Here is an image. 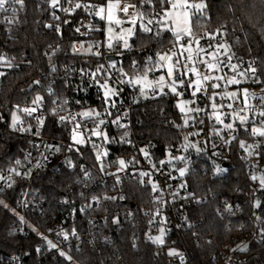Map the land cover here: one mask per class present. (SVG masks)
<instances>
[{
  "label": "built area",
  "instance_id": "1",
  "mask_svg": "<svg viewBox=\"0 0 264 264\" xmlns=\"http://www.w3.org/2000/svg\"><path fill=\"white\" fill-rule=\"evenodd\" d=\"M108 1L89 2V4L106 6ZM73 3L76 2L73 1ZM119 3L121 6L125 3L136 5L139 11L144 13L138 0H119ZM48 4L50 6V0ZM60 5L64 8L70 7L67 0H60ZM17 6L14 5L16 9ZM94 11L93 14H89L86 11L88 17L75 22V28H79L80 31L78 32V38L74 39L70 45V51L93 55L86 53L84 49L89 44L98 43L100 45L99 48H93V52L99 51L100 53V55H94L98 60L84 66L75 63L64 65L47 76L45 90L48 95H55L53 100L54 110L58 113L59 119L61 116L67 118L64 121L60 120L66 126V135L65 137H50L43 133L48 118V102L42 94L39 95L42 97L39 104L34 105L32 101L22 105L20 111H18L21 118L13 128L21 134H28L31 137V144L25 151L27 160L24 163L17 167H9L0 171V177L4 178L0 179V200L7 204L2 193L7 191L16 180L24 179L31 184L37 173L45 171L51 165L58 164V168L62 165L69 169H79L84 176L85 172L89 173L88 177H84L86 180L85 189L78 196L81 199H77L75 195L71 198H65L61 202L59 210L53 216L49 231L40 232L43 238V250L53 249L48 245V241L51 240L57 245L56 249L69 255L70 250L80 248L83 238L91 237L92 230L97 231L100 227L105 229V227L110 226L112 231L119 232L126 221L140 223V219L137 217V210L121 203V201L126 199L128 181H135L148 187L150 191L148 204L142 208L141 222H143L142 233L144 238L152 242L149 237L158 236L160 229L163 228L165 230L164 243L162 245L153 243L156 246V252H159V249L162 248L168 249V253L169 250H175L181 254L183 260H181V256L169 255L170 264H193L190 251L186 246L178 242L177 235L184 233L191 226V206L207 199L205 194H198L192 188L195 172L200 171L203 174L208 173L212 176L224 173L228 169L225 164L231 165L232 150L237 141H239V155L250 180L257 182L264 173V137L251 134V128L259 127L261 120L264 119L258 115L261 110V101L258 98L264 96V91H262L264 87L261 83L253 82L250 72L247 77H241L225 66L227 56L232 57V64L238 65L237 73L248 70L250 63L254 67L256 65L249 57H237L230 42L223 35L211 33L207 30L199 32L196 37L199 38V47L203 48L204 52L198 53V46L193 43L194 66L202 75L205 72H215L220 76H224L225 79L215 80L216 82L213 80L203 81V87H206L209 83H218L221 87L216 89L208 88L206 93L204 91L197 92L195 97L191 94L192 88H188L187 85L181 88L184 97L195 100V103L190 104V107L193 109L201 108L203 111L198 113L191 112L188 116L182 113L184 121L186 118L188 119V124L185 125L184 123L186 130L182 139L166 148L164 155L161 156L155 143L151 141L144 142L136 131L135 126L140 123L137 117L139 105L147 98H153L162 93L158 90L153 92L152 88L144 85H135L127 82L130 79L135 80L140 77H133L121 66L123 55L131 47L133 37L129 48H121V43L114 40V47L109 49L105 33L106 20H101L99 16H95ZM132 11L133 9L130 8L129 12ZM1 13H3V18L6 22L9 19H13V13L10 9L8 12ZM50 13L51 21L48 22V25H52L51 28L55 31L56 27L59 26L61 32L63 24L53 18V13L58 17L66 16L69 13L59 10V8H51ZM117 14L121 20L126 21L128 19L119 10H117ZM162 15L163 13L161 12L144 13L142 20L137 17L138 28L141 29V23L147 24V21L152 19L153 23L148 25V27L152 29V32L160 30L161 25L156 21ZM65 21L71 24L70 18H66ZM130 25V23L125 22L122 26H117V30ZM96 31H100L101 34L96 35ZM187 41L188 37H184L179 43L174 40L168 45L167 49L164 48L154 53L155 62L153 65L158 60V53L173 51L180 57L182 65L187 63L190 67L193 66L192 62L186 60L188 53L180 47L181 44L185 45ZM221 43H228L230 46L226 55L223 48L220 49V55L218 53V59L225 61V64L219 66L220 70H209L199 61L204 59L214 62L209 53L215 52L216 45ZM81 44L84 45V48L79 47ZM54 45L46 49L47 56L54 52ZM73 45H76L78 51H73ZM181 52H183L182 56L180 55ZM147 55L151 57L152 54L148 52ZM0 57H4V61L0 62V72L5 73L11 67L9 64L16 63L3 44H0ZM110 57L115 59L110 60ZM175 59L174 57V63ZM98 69L99 71H97ZM160 71L161 69L152 71L156 74L150 78H158ZM93 73L96 75L93 76ZM234 75H236L239 83L227 84V79ZM256 75L260 79L257 73ZM195 78L196 75L194 73H188L186 76V79L194 80ZM105 82L111 89L118 92V95L111 98L115 101L114 106H110L105 101L104 89L101 87ZM141 86L145 87L143 96L139 91ZM37 87L41 88L42 84L38 83ZM244 88L248 89L249 93L255 94L256 98L250 96L248 108L245 111H240L245 109ZM234 90H237V96L234 98L228 97L227 93ZM166 91H169L168 88L164 89V93ZM213 94L216 96L215 103L217 106H223L218 107L216 112H213L211 107L213 101L210 97ZM173 96L177 99L176 95L173 94ZM229 104H232V108L228 107ZM33 107L36 108V111L31 114L24 111L25 108ZM92 110L101 113V116L97 118L95 115H82ZM233 112L248 116L249 121L242 125L238 118L231 115ZM217 114L221 116L223 123L217 122L215 119ZM37 118L43 119V125L38 123ZM117 118L126 127L120 128L113 123ZM98 119H103L105 123L97 129ZM228 123H233V129L230 130L224 127ZM175 124L176 122H171V126ZM77 125H79L78 128L76 127ZM74 128L77 135L80 134L83 137L84 143L76 144L72 140ZM93 129L106 134L108 140H105L103 136L92 135ZM125 132L128 133L126 137L123 136ZM185 137H187V140ZM241 141L244 142V147H241ZM94 144L96 147H93ZM56 148H59V151H56ZM141 149H144L148 155L146 156ZM104 152H107V155H102L101 159L97 160V154ZM180 157H183V159H178ZM121 159L125 161L123 169L120 168L118 163ZM161 161H164V163L161 164ZM102 168L103 170H101ZM181 168H187V172L183 177L179 174V169ZM220 168H224L225 171H221ZM141 172H147L150 175L141 177L139 175ZM17 173L20 174L17 175ZM253 175L258 178L253 180ZM116 176L120 177L119 184L116 182ZM141 180L144 183H141ZM153 183L158 188L155 192L152 190ZM9 185L11 186L9 187ZM88 185L94 188L92 193L88 192ZM181 185L185 186L181 187ZM105 197H116V199H105ZM120 197H124V199ZM256 199L262 202L260 193H257ZM17 201L21 209L20 231L24 236L27 234L28 228L32 226V221L25 215V212L28 210L42 211L46 199L39 196V193L33 194L30 185H28L20 193ZM223 204L232 206V204L225 201ZM157 209H159V215H156ZM114 219H118V223H113ZM260 228L263 230V225H260ZM73 232H75V235H73ZM64 233H67V239H64ZM106 240L109 242L112 237L106 236ZM245 244L247 246L246 239H235L229 248L221 251L220 256L227 263H230L235 260L233 254L242 250V246ZM2 259H5L7 264H25L24 254L18 252L10 255L0 253V260Z\"/></svg>",
  "mask_w": 264,
  "mask_h": 264
},
{
  "label": "trees",
  "instance_id": "2",
  "mask_svg": "<svg viewBox=\"0 0 264 264\" xmlns=\"http://www.w3.org/2000/svg\"><path fill=\"white\" fill-rule=\"evenodd\" d=\"M48 1L24 0L23 7L17 6L14 23L6 22L3 13L0 14V44L16 61L0 78V171L24 163L27 160L25 151L31 144L28 134H21L13 128V113L42 94L48 102V118L43 133L50 137H65L66 126L56 110L53 111L55 95H48L45 90L47 76L53 69L64 65L75 63L84 66L98 60L94 55L70 51L73 40L78 38L75 22L88 17L85 9L60 16L58 22L63 24V29L57 33L46 26L51 21ZM73 1L89 3L103 0ZM138 1L144 13H162L159 0H153L152 4ZM202 1L206 5L203 15L196 14L192 18L195 36L202 30L223 35L237 57H249L255 63L257 74L264 81V0ZM66 18H70L71 24L64 22ZM156 32L144 33L137 28L131 47L124 53L121 66L133 77L144 75L155 62L154 53L167 49L175 40L169 31H161L159 36L155 35ZM95 33L101 34L100 31ZM53 45L54 52L47 56L46 49ZM148 52H151V57ZM155 74L148 72V77ZM36 81L42 84L41 88L37 87ZM261 84L264 87V83ZM176 105V98L166 91L147 98L137 111L140 123L135 126L136 131L144 142H154L161 156L166 148L182 139L186 130L184 117ZM172 121L176 122L174 126H171ZM239 150L240 142L237 141L232 150L231 165L224 173L212 176L198 171L194 174L192 188L198 194H205L207 199L191 206V226L177 235L178 242L190 251L193 264H264V187L260 180H250ZM53 166L37 173L31 184L24 179L16 180L2 193L7 207L0 205V253L24 254L25 264H170L168 249L156 252V246L142 233V208L148 204L150 191L148 187L130 180L126 199L121 203L137 210L140 223L126 221L119 232L112 231L110 226L92 230L90 238L81 240L80 248L70 250L71 261L61 256L59 249L43 250L40 232L49 231L53 216L65 198L75 195L81 199L78 196L86 185L85 176L79 169L61 165L52 170ZM28 185L33 194L39 193L46 203L42 211L25 212L32 226L23 236L17 200ZM88 187V192L92 193L94 188ZM257 193L261 194L262 202L257 201ZM224 201L232 206L223 204ZM260 225H263V230ZM106 236H111L112 240L108 242ZM243 238L247 247L233 254L235 260L227 263L220 256L221 251L229 248L235 239ZM0 264H7L6 260H0Z\"/></svg>",
  "mask_w": 264,
  "mask_h": 264
},
{
  "label": "snow or ice",
  "instance_id": "3",
  "mask_svg": "<svg viewBox=\"0 0 264 264\" xmlns=\"http://www.w3.org/2000/svg\"><path fill=\"white\" fill-rule=\"evenodd\" d=\"M142 3L145 4H152L153 0H141ZM23 3L24 0H0V12H8L9 9L11 10V12L13 13V16L16 13V8L14 7V5H20L21 7H23ZM67 3L70 5V7L68 8H64L61 7L60 5V0H50V7L53 9H57L59 8V10L65 12V13H73L75 12L76 9H80L83 8L85 9V11H88L89 14H93V10L94 11V15L95 16H99V18L101 20H105L107 21L108 24V28L107 31L109 34H111L113 32V27L112 25L115 24L116 26H122L125 22L130 23L131 25H133V27L136 25L137 23V17H139L141 20L143 19L144 13L140 12L139 9L137 8L136 5H129L127 3L123 4V6H121V4L119 3V0H117L116 3H112L111 0H109V2L107 3L106 6H98V5H93V4H89V3H80V2H76L73 3V0H67ZM159 3L161 5V10L163 15L160 17V19L158 21H156L158 24L161 25L160 30H158L155 35L159 36L161 34V31H169L172 33V35L175 37V41L177 43H179L184 37H188V41H187V47H185L184 44H181L180 47L182 49H184V51H186L188 53L186 60L189 62L193 63V66H189V64L185 63V64H181L180 61V57L177 56L176 52H172L171 55L164 53V54H160L158 53V60L155 63V65H153V67L148 68L143 77H137L135 80H128V83H132L135 85H146L149 88H152L153 92L155 91H159L161 93H164V88L167 87L168 90L180 97L183 96V92L178 91V89L184 88L186 85L188 88H192V96L195 97L197 92H201L204 91L205 93L207 92L208 88H212V89H216L221 87L220 84L218 83H209L207 84L206 87H203L201 82L202 81H211V80H224L225 77L224 76H211V75H202L198 69L194 66V57L192 55V45L193 43H195L198 47H197V51L199 52H204V49L199 47V43L200 40L199 38H197L193 32V28H192V18L199 13L201 16L203 15V9L206 7L205 4L200 3V4H193L190 3V0H159ZM164 5H169V7H164ZM132 8L133 11L129 12V9ZM114 9L119 10L120 12H122L125 17H127L128 19L125 20H121L119 18L115 17L114 14ZM193 9H195V11H193ZM105 12L107 13L105 16ZM53 18L56 20H59L60 17L56 16L55 13H53ZM9 23H14L15 20L14 19H9L8 20ZM65 23H67V21H65ZM153 20L149 19L147 21V24L141 23L140 28L144 33H151L152 29L150 27H148V25L152 24ZM47 27L51 28L52 25H46ZM133 27H129L127 29H124L123 27H121V34L117 35L115 37L116 41H123V47L125 49L129 48V42L128 39L125 38V36L123 35V33H127L128 36H132L134 35L133 32ZM56 31L57 33L60 32V28L59 26L56 27ZM77 32L80 31L79 28L76 29ZM219 31V30H218ZM214 38V37H212ZM99 44H89L88 47L86 49H84V51L86 53L89 54H93V55H100L99 51L93 52V48H99ZM80 48H84V45L81 44L79 46ZM107 47L109 49L114 47L113 44V36L109 35L108 36V43H107ZM230 46H227L226 44H219L217 46V49L215 52L209 53V55H211L212 60L214 62H209L208 60H204L201 59L199 62L204 64L207 69L209 70H220L219 66L221 64H225V61H222L220 59H218V53L220 52V49H225L224 54H227V51L229 50ZM58 51V49H57ZM73 51L76 52L78 51L76 45H73ZM180 55H183V52L180 53ZM175 59V63H171L173 61V58ZM149 60H151V58H149ZM232 57L231 56H227V63L225 64L226 67H228L233 73H236L237 75L241 76V77H247L249 72L251 73V79L253 80V82L255 83H264V81H261L259 79V77L256 75L257 73V69L256 67L253 66L252 63L249 64V68L246 71L243 72H239L237 73V68L238 65L236 64H232L231 63ZM4 61V57H0V62ZM9 66H11L9 64ZM114 67V65H112ZM165 66H167V80H166V76L165 75H160L158 77V79L156 81H148L147 76H148V72L154 71V70H158V69H163ZM103 67V66H101ZM181 69H183V71H181ZM55 69H53L54 71ZM99 71V69L97 70ZM188 73H194L197 77L196 80H191V79H186V76ZM5 75V73L0 72V76ZM93 76H95L96 74L93 73ZM227 84H238L239 80L236 79V75L232 76L231 78L227 79ZM35 83H39V81H36ZM101 87L104 89V98L106 103H108L110 106H114L115 105V101H113L111 98L118 95V92L114 89H111L107 82H105L104 84L101 85ZM140 94L143 96L145 94V87L141 86L139 88ZM262 91H264V89H262ZM244 93V103H245V109H241L240 111H245L248 108V99L251 96L252 98H256L255 94L249 93L248 89H244L243 90ZM227 96L230 98H234L237 96L236 92H228ZM215 94H213L210 99L213 101L212 102V109L213 112H216L218 107H223L221 106H217V104L215 103ZM261 101V110L258 112V115L262 118H264V96H260L258 98ZM42 100V97L37 96L34 100H33V104L37 105L39 104V102ZM195 100H190V101H182L177 103V108L180 110L181 113H186V106L190 105V104H194ZM229 108H232V104L228 105ZM25 112H28L29 114L33 113L36 111V108H25L24 109ZM55 112V110H53ZM107 111V109H106ZM203 111V109L201 108H187V112H200ZM109 115H111L110 112H108ZM82 115L84 116H93L95 115L97 118H99L101 116V113L96 112L94 110L92 111H88L83 113ZM232 116L238 118L239 122L243 125L246 124L249 121V117L245 116V115H240L239 112H233L231 114ZM38 119V123L40 125H43L44 121L41 118H37ZM65 119H67L64 116L60 117L61 121H64ZM215 119L217 120V122L219 123H223V120L221 119V116L219 114H217L215 116ZM14 122H15V117H14ZM202 122V121H201ZM105 123V121L103 119H98V124H97V129L99 128L100 125H103ZM113 123H115L118 127L120 128H124L126 127V125L121 124L120 123V119L117 118L116 120L113 121ZM185 125L188 124V119L186 118L184 121ZM77 128L79 127V125L76 126ZM225 128L227 129H233V123H228L226 125H224ZM247 131V129H245ZM251 134L253 136L259 135L260 137H264V119L261 120V124L259 127H252L251 128ZM92 135L97 136V137H101L103 136V138L105 140H108V137L106 136V134H103L102 132L93 129L92 130ZM128 135L127 132H125L123 134L124 137H126ZM123 139V137H122ZM185 139L187 140V137H185ZM72 140L76 143V144H82L84 143L83 139H77V133L75 128L73 129V135H72ZM244 142L241 141V147H244ZM93 147H96V145L94 144ZM251 147V146H249ZM56 151H59V148L55 149ZM142 152H144V154L147 156V152L144 151V149H141ZM199 151V149H198ZM251 154V153H249ZM107 155V152L104 153H98L97 154V160L101 159V156ZM178 159H183V157H180ZM17 163H19V161H17ZM119 165L120 168L123 169V167L125 166V161L123 159L119 160ZM161 164L164 163V161L160 162ZM103 170V168L101 169ZM187 172V168H181L179 169V174L181 177L185 176ZM20 173H17V175H19ZM115 175V174H113ZM141 177L144 176H148L150 175L147 172H141L139 174ZM89 173L85 172V177H88ZM258 177L253 175L252 179L256 180ZM0 179H4L3 177H0ZM260 180V184L262 187H264V176H261L259 178ZM116 182L117 184L120 183V177L116 176ZM141 183H144L143 180H141ZM11 185H9L10 187ZM185 185H181V187H184ZM152 190L153 192L157 191V185L155 183L152 184ZM191 195V194H190ZM121 199H124V197H120ZM105 199H112L115 200L116 197H105ZM259 202H257V206H258ZM0 205H4V207H7L6 204H4V201L0 200ZM156 215H159V209H157L156 211ZM113 223H118V219H114ZM165 234V230L163 228L160 229V235L155 236V237H149V239L152 240L153 243H157V244H163L164 240H163V236ZM64 239H67V233H64ZM73 235H75V232H73ZM47 239V238H45ZM48 245L51 248H57V245L54 244L51 240L48 241ZM60 255L61 256H66V253L63 251H60ZM168 255L170 256H181L180 253L176 252L175 250H169ZM66 258L71 261L72 257L71 256H66ZM181 260H183V257L181 256Z\"/></svg>",
  "mask_w": 264,
  "mask_h": 264
},
{
  "label": "rangeland",
  "instance_id": "4",
  "mask_svg": "<svg viewBox=\"0 0 264 264\" xmlns=\"http://www.w3.org/2000/svg\"><path fill=\"white\" fill-rule=\"evenodd\" d=\"M109 2V1H108ZM111 2L112 3H116L117 2V0H111ZM190 3H193V4H200V3H203V4H205V2L204 1H202V0H190ZM193 11H195V9H193ZM203 11H204V9H203ZM107 14V13H106ZM114 14H115V17L116 18H119L120 19V17L118 16V14H117V10L116 9H114ZM197 14H199V13H197ZM106 20V19H105ZM192 23V22H191ZM112 27H113V32L111 33V34H109L108 33V31H107V28H108V24H107V21H106V28H105V33H106V37H107V39H108V36L109 35H112L113 36V41L114 40H116L115 39V37L117 36V35H119V34H121V29L120 30H117V26L115 25V24H113L112 25ZM129 27H133V25H130V26H128V27H126V28H124V29H127V28H129ZM137 28H138V25H137V23H136V25L133 27V32H134V35H135V33H136V31H137ZM123 35L125 36V38L126 39H128V42H129V45H130V42H131V38L134 36V35H132V36H128V34L127 33H123ZM120 43H121V48H124L123 47V41H119ZM107 43H108V40H107ZM222 44V43H221ZM223 44H226L227 46H229V44L228 43H223ZM219 44H217L216 45V49H217V46H218ZM185 47H187V43L185 44ZM125 49V48H124ZM193 50H194V48L192 47V53H193ZM229 51V50H228ZM227 51V52H228ZM173 51H164V52H162V53H160V54H164V53H167V54H169V55H171V53H172ZM224 52H225V49H224ZM219 55H220V53H219ZM171 63H174V61H172ZM165 75L166 76V80H167V66H165L163 69H161V71L159 72V74H158V77L160 76V75ZM203 75H211V76H220L219 74H216L215 72H205V73H203ZM144 75H142V76H140V77H143ZM147 79H148V81H156L158 78H150V77H148L147 76ZM197 79V77L194 79V80H196ZM193 80V81H194ZM214 82H216L215 80H213ZM203 82V81H202ZM202 82H201V84H202ZM144 86H146V85H144ZM147 87V86H146ZM167 87H165L164 89H166ZM244 89H246V88H244ZM243 89V90H244ZM178 91H181L182 92V90L181 89H178ZM237 90H234L233 92H236ZM182 101H190V99H188V98H186V97H184V96H180V97H178L177 96V99H176V103H179V102H182ZM190 107V105H187L186 106V113H184L185 115H189L190 113L189 112H187V108H189ZM191 108V107H190ZM14 117H15V122H14ZM21 118V115H20V113L18 112V111H15L14 113H13V115H12V118H11V124H12V126H15L16 125V123H17V121L19 120ZM77 139H83V137L79 134V135H77ZM84 140V139H83ZM85 141V140H84ZM220 170L221 171H225V169L224 168H220ZM160 235V234H159ZM247 246H246V244L245 245H243L242 246V248L244 249V248H246ZM66 256H70V255H68L67 253H66ZM65 256V257H66ZM75 264H78V263H76L75 262Z\"/></svg>",
  "mask_w": 264,
  "mask_h": 264
},
{
  "label": "water",
  "instance_id": "5",
  "mask_svg": "<svg viewBox=\"0 0 264 264\" xmlns=\"http://www.w3.org/2000/svg\"><path fill=\"white\" fill-rule=\"evenodd\" d=\"M115 59L114 57H110V60H113ZM225 166H229V164H225ZM58 168V164H55L53 167H52V170H56Z\"/></svg>",
  "mask_w": 264,
  "mask_h": 264
}]
</instances>
